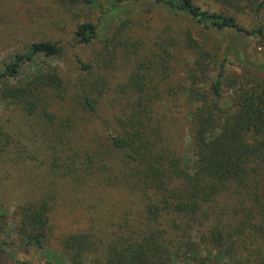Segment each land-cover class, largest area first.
<instances>
[{
	"label": "trees",
	"instance_id": "1",
	"mask_svg": "<svg viewBox=\"0 0 264 264\" xmlns=\"http://www.w3.org/2000/svg\"><path fill=\"white\" fill-rule=\"evenodd\" d=\"M81 1L90 7L96 4ZM251 1L256 18L264 0ZM149 2L186 15L205 30H230L243 42V49L246 40L264 39L261 25L247 29L233 16L208 13L193 0ZM98 35L91 22L79 24L75 31L82 46L92 45ZM59 49L47 42L32 44L4 67L0 80L15 78L23 64L35 57L56 56ZM230 53H213L215 75L203 93L198 73L208 66L204 51L194 53L186 96L167 99L162 88L151 86L147 78L118 90L113 124L106 121L100 131L110 152L102 151L103 144L97 146L98 176L93 168L85 176L87 183L97 179L109 196H86L84 205L102 210L113 201L111 208L96 216L97 222L92 221L85 232L64 238L61 250L51 253L45 264H264V79L244 72L230 76L234 63L229 55L239 66L245 62L241 50ZM76 61L90 77L92 66L79 57ZM154 62L155 52L147 53L145 68ZM88 77L79 81V96L85 112L94 115L104 93ZM58 81L50 71L9 93L25 105L31 104L27 96L40 102V92L58 89ZM184 103L189 107V145L182 152L178 146L182 133L172 131L170 121L182 113ZM70 130L69 126L67 133L54 135L59 143L54 155L61 158L66 153V160L74 164L76 152L65 146ZM206 160L211 163L208 168L202 165ZM115 188L131 198L125 211L111 195ZM52 206V198L45 196L36 206L16 208L12 228L7 227L4 239L0 236V257L9 264H38L30 256L48 247ZM118 210L120 219L108 220Z\"/></svg>",
	"mask_w": 264,
	"mask_h": 264
},
{
	"label": "rangeland",
	"instance_id": "2",
	"mask_svg": "<svg viewBox=\"0 0 264 264\" xmlns=\"http://www.w3.org/2000/svg\"><path fill=\"white\" fill-rule=\"evenodd\" d=\"M148 1L96 0L90 7L81 0H0V72L34 43L47 42L60 48L56 56L35 57L23 64L15 78L0 80V236L4 239L7 227L12 228L16 208L36 206L45 196L51 197L48 247L30 256L38 264H45L51 253H58L64 238L85 232L92 221L97 222L96 216L111 208L113 201L102 210L84 205L86 196H109L101 191L97 179L87 183L85 176L89 168L98 176L97 146L103 144L102 151L110 152L100 131L106 121L113 124L114 106L119 104L113 101L118 90L147 78L151 86L162 88L167 99L186 96L195 51H204L208 64L204 73H198L200 93L208 91L214 78V52L241 50L245 62L240 66L229 55L234 63L229 67L230 76L244 72L264 79V39L246 40L243 49V42L232 31L205 30L186 15L169 13ZM193 2L208 13L233 16L247 29L264 27V8L255 18L251 0ZM115 5L120 8L116 10ZM85 22L95 24L99 34L90 46L78 45L75 37L78 25ZM152 51L155 62L145 68V55ZM76 57L92 66L90 77L80 69ZM50 71L58 77L60 87L45 88L40 92V102L27 96L31 104L25 105L11 97L12 88L28 85L34 76ZM87 77L104 93L94 115L85 112L79 96V81ZM181 111L183 114L174 115L177 117L170 121V127L178 135L182 133L178 146L184 152L189 145V107L184 103ZM69 126L65 146L76 152L74 164L66 160V153L60 154L61 158L54 155V147L59 144L54 135L67 133ZM202 165L208 168L211 163L206 160ZM111 195L122 202L120 209L125 211L131 199L128 194L115 188ZM120 217L118 210L108 220ZM0 264L9 263L0 257Z\"/></svg>",
	"mask_w": 264,
	"mask_h": 264
}]
</instances>
